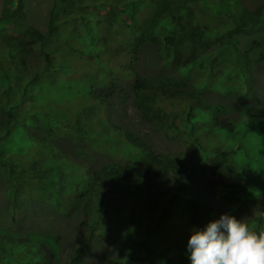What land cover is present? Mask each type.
I'll return each mask as SVG.
<instances>
[{"label": "trees", "instance_id": "trees-1", "mask_svg": "<svg viewBox=\"0 0 264 264\" xmlns=\"http://www.w3.org/2000/svg\"><path fill=\"white\" fill-rule=\"evenodd\" d=\"M25 1L3 0L0 12V176L12 223L30 202L80 212L84 232L63 264H80L99 238L115 246L107 264H190V229L203 226L197 176L218 177L217 217L239 219L264 195V105L225 104L256 94L251 64L264 60V40L241 51L236 35L264 30V3L53 0L43 31L27 23ZM148 47L169 74L140 73ZM128 99L183 151L157 152L116 122ZM248 223L264 229L260 216ZM58 261L39 234L0 230V264Z\"/></svg>", "mask_w": 264, "mask_h": 264}, {"label": "rangeland", "instance_id": "rangeland-1", "mask_svg": "<svg viewBox=\"0 0 264 264\" xmlns=\"http://www.w3.org/2000/svg\"><path fill=\"white\" fill-rule=\"evenodd\" d=\"M53 0H26V21L40 30H45L48 20L49 10ZM250 9L264 3V0H246ZM3 0H0V12ZM236 42L241 51L250 48L253 41L264 40V30L246 29L241 30L236 35ZM251 70L254 76V85L256 94L249 103L242 101H227L226 106L230 109H238L243 106H261L264 105V60L251 64ZM140 73L148 78L155 79L169 73L161 72L158 68L156 50L148 47L142 56L139 68ZM207 101L213 102L211 95L207 96ZM113 117L116 122L140 135L157 152H181L183 145L181 142L167 137L158 132L152 125L145 122L131 99L117 102ZM93 156L97 163L106 164L107 159L92 151L88 152ZM101 164V165H102ZM218 179L210 169H206L197 176L190 185L191 192L198 199L201 206V222L204 225L208 220L217 218V209L219 201L211 194L210 185L213 180ZM260 216L264 219V195L250 206L244 208L239 219H248ZM0 230L8 232H18L23 236L37 233L48 246L55 251L59 257L58 264H63L66 255L75 245L76 239L84 232L81 225L80 212L73 215L63 216L56 213L51 207L30 202L27 203L25 214L19 224L12 223L5 203V187L0 176ZM115 256V246L108 240L96 239L90 251L80 264H107ZM132 264H139L134 262Z\"/></svg>", "mask_w": 264, "mask_h": 264}, {"label": "clouds", "instance_id": "clouds-1", "mask_svg": "<svg viewBox=\"0 0 264 264\" xmlns=\"http://www.w3.org/2000/svg\"><path fill=\"white\" fill-rule=\"evenodd\" d=\"M185 247L190 264H264V229L222 212L192 227Z\"/></svg>", "mask_w": 264, "mask_h": 264}]
</instances>
